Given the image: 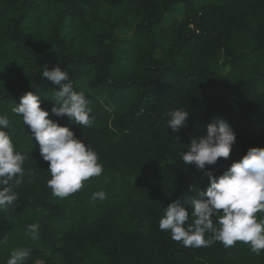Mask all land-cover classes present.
I'll use <instances>...</instances> for the list:
<instances>
[{
    "label": "trees",
    "instance_id": "trees-1",
    "mask_svg": "<svg viewBox=\"0 0 264 264\" xmlns=\"http://www.w3.org/2000/svg\"><path fill=\"white\" fill-rule=\"evenodd\" d=\"M45 66L68 72L90 101L92 127L51 114L59 86L41 77ZM27 92L103 164L65 199L48 188V162L12 111ZM176 109L189 114L178 132L168 127ZM0 115L26 156L17 204L0 212V264L19 248L30 250L24 264H264V250L241 242L184 247L159 228L169 204L191 212L187 198L210 186L181 153L214 118L236 134L229 159L206 166L214 176L264 148V0H0ZM100 190L107 198L93 202Z\"/></svg>",
    "mask_w": 264,
    "mask_h": 264
},
{
    "label": "clouds",
    "instance_id": "clouds-1",
    "mask_svg": "<svg viewBox=\"0 0 264 264\" xmlns=\"http://www.w3.org/2000/svg\"><path fill=\"white\" fill-rule=\"evenodd\" d=\"M41 77L59 86L51 108L52 115L67 117L82 128L93 126L95 116L91 115L90 101L82 91L74 89L66 70L59 66L49 70L45 66ZM112 110L108 108V111ZM12 111L22 116L32 139L39 145L42 159L48 162L51 179L47 186L55 197L65 199L81 191L90 178H99L103 174L104 167L97 153L76 138L68 127L50 119L49 111L41 107L38 95L25 93ZM188 115L187 110L170 111L168 127L178 132L186 125ZM9 127L7 116L0 115V212L17 204L18 196L14 189L24 182L25 175L26 156L16 150L10 132L4 130ZM235 141L233 129L222 119L214 118V122L207 125L206 133L190 138L187 151L181 153L184 164H194L210 182L206 191L199 190L197 195L187 198L191 212L176 201L169 204L159 221L160 230L170 232L171 239L184 247H210L218 241L226 249L241 242L256 255L264 250V219L256 215L264 214V148L248 149L246 155L234 161L218 177L205 170L220 158L229 159ZM106 198L107 193L103 190L90 197L93 202ZM218 214L216 223L213 217ZM190 215L194 222L186 226ZM28 227L31 238L38 240L40 225ZM206 234L208 238H205ZM29 255V249H16L7 264H24Z\"/></svg>",
    "mask_w": 264,
    "mask_h": 264
},
{
    "label": "rangeland",
    "instance_id": "rangeland-1",
    "mask_svg": "<svg viewBox=\"0 0 264 264\" xmlns=\"http://www.w3.org/2000/svg\"><path fill=\"white\" fill-rule=\"evenodd\" d=\"M171 17H172V18H176V19H178V20H181V19H182V16H181L180 13H179V14H173ZM164 38H165V37H164ZM214 70H215L216 72H218L219 74H225V73L228 71V68H227L226 66H224V65L222 64V62H219V63L215 66ZM39 264H40V263H39Z\"/></svg>",
    "mask_w": 264,
    "mask_h": 264
}]
</instances>
